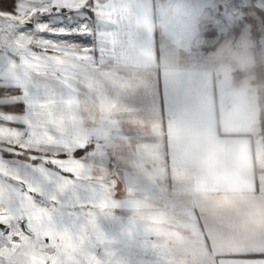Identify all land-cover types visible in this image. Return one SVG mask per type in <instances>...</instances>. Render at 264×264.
<instances>
[{
  "label": "crops",
  "instance_id": "crops-1",
  "mask_svg": "<svg viewBox=\"0 0 264 264\" xmlns=\"http://www.w3.org/2000/svg\"><path fill=\"white\" fill-rule=\"evenodd\" d=\"M217 4L107 0L99 58L50 79L63 142L33 160L17 126L5 140L22 155L0 154V204L23 228L0 264H264L223 255L264 250V34H222Z\"/></svg>",
  "mask_w": 264,
  "mask_h": 264
},
{
  "label": "snow or ice",
  "instance_id": "snow-or-ice-1",
  "mask_svg": "<svg viewBox=\"0 0 264 264\" xmlns=\"http://www.w3.org/2000/svg\"><path fill=\"white\" fill-rule=\"evenodd\" d=\"M106 2L107 0H0V13L22 17L18 21V31L27 42L28 59L34 62H48L65 52H75L80 58L88 57L95 61L101 53L102 9ZM230 7L239 8L244 14L242 23L252 24L256 29L264 27V10L257 8L254 0L244 5L240 0H231ZM5 94H10V102L0 104V115L22 114L27 106L21 99L23 91L19 88L14 91L12 85H0V98ZM3 123L17 126L18 131L25 134L23 126L15 120L9 119ZM95 147L94 144H83L73 148L72 158L84 157ZM10 148L14 156L22 155V152L17 151L19 144L10 145ZM67 157V151L56 153L57 159ZM30 158L39 159L37 156ZM43 163L47 165L53 161L45 159ZM0 232L8 234L9 230L6 225L0 223ZM223 255L225 258L242 262L264 260V250Z\"/></svg>",
  "mask_w": 264,
  "mask_h": 264
},
{
  "label": "rangeland",
  "instance_id": "rangeland-1",
  "mask_svg": "<svg viewBox=\"0 0 264 264\" xmlns=\"http://www.w3.org/2000/svg\"><path fill=\"white\" fill-rule=\"evenodd\" d=\"M252 2V0H240L242 5ZM255 6L264 8V0H254ZM231 0H218L217 16L214 23L222 34H238L233 30L243 25L244 14L239 8L230 7ZM221 5V7H220ZM262 7V8H261ZM264 10V9H263ZM234 18V21H232ZM236 18V19H235ZM22 17L11 16L6 13H0V85H12L23 91V99L26 103V109L22 114L13 116L0 115V154L6 155V151L10 150V144L5 140L11 139V131L16 127L9 126L3 121L9 119L15 120L20 126H23L25 134H22L21 142L25 144L23 156L31 157L33 151L30 146L44 149L50 148L49 131L54 133L59 127L56 124L57 119L49 114V99H50V79L56 77V73L63 75L64 69L71 61L75 63H87V58H80L75 52H65L61 56L56 57L48 62H34L27 57V42L19 34V20ZM250 37H255V34H264V27L256 29L252 24H248ZM252 33V34H251ZM264 52V51H263ZM8 53H12L9 56ZM15 57H23L15 59ZM264 69V68H263ZM264 71V70H263ZM9 95L5 94L0 98V104L9 103ZM62 126V125H60ZM36 127V134L30 132V129ZM59 129V128H58ZM57 130V136L61 138L57 141L63 142V134ZM48 135V136H47ZM61 135V136H60ZM45 154L41 151L40 156ZM3 178V176H2ZM0 190L5 192V189L0 185ZM186 214V213H185ZM22 213L9 212L4 205L0 204V223L7 226L9 232L5 234L0 232V246L7 242H16L18 229H22L21 221ZM186 217V222L188 221ZM1 248V247H0ZM1 250V249H0Z\"/></svg>",
  "mask_w": 264,
  "mask_h": 264
},
{
  "label": "built area",
  "instance_id": "built-area-1",
  "mask_svg": "<svg viewBox=\"0 0 264 264\" xmlns=\"http://www.w3.org/2000/svg\"><path fill=\"white\" fill-rule=\"evenodd\" d=\"M264 52L261 49L256 51L255 58L253 60V66L258 71L256 76V95L255 102L262 113V139H263V151H264Z\"/></svg>",
  "mask_w": 264,
  "mask_h": 264
},
{
  "label": "trees",
  "instance_id": "trees-1",
  "mask_svg": "<svg viewBox=\"0 0 264 264\" xmlns=\"http://www.w3.org/2000/svg\"><path fill=\"white\" fill-rule=\"evenodd\" d=\"M257 8H258V7H257ZM259 9H260V8H259ZM261 10H263V9H261ZM235 31L237 32V31H238V28H237V29L235 28V29H234V32H235ZM237 33H238V32H237ZM24 158H27V157L24 156Z\"/></svg>",
  "mask_w": 264,
  "mask_h": 264
},
{
  "label": "bare ground",
  "instance_id": "bare-ground-1",
  "mask_svg": "<svg viewBox=\"0 0 264 264\" xmlns=\"http://www.w3.org/2000/svg\"><path fill=\"white\" fill-rule=\"evenodd\" d=\"M236 19V18H235ZM232 21H234V18H233V20Z\"/></svg>",
  "mask_w": 264,
  "mask_h": 264
}]
</instances>
